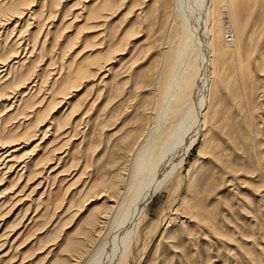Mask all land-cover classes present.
Masks as SVG:
<instances>
[{
  "label": "rangeland",
  "instance_id": "374dc122",
  "mask_svg": "<svg viewBox=\"0 0 264 264\" xmlns=\"http://www.w3.org/2000/svg\"><path fill=\"white\" fill-rule=\"evenodd\" d=\"M165 1L0 0V264H71L107 197L126 191L158 113L160 84H148L178 30L153 37ZM259 46L256 76L239 83L246 100L220 88L212 120L148 201L130 264H264Z\"/></svg>",
  "mask_w": 264,
  "mask_h": 264
},
{
  "label": "bare ground",
  "instance_id": "6f19581e",
  "mask_svg": "<svg viewBox=\"0 0 264 264\" xmlns=\"http://www.w3.org/2000/svg\"><path fill=\"white\" fill-rule=\"evenodd\" d=\"M162 7L164 30L157 28L152 32L153 37L160 34L164 39L171 23H177L178 30L174 26L175 38L164 41L170 43V49L164 50L170 52L166 70L161 73L158 70L156 80L148 84H160L158 113L152 117L153 125L151 122L145 125L144 137L133 152L130 180L124 186L126 191L118 190L116 195L107 197L109 203L94 223L97 234L91 244L86 242L74 254L71 264H83L86 260V264L131 263L147 203L183 164L200 132L219 109L214 95L221 87H228L233 99L242 105L246 97L239 83L256 76L249 62L254 59L259 44L264 47V0H166ZM195 10L200 15H195ZM227 31L233 33L230 39ZM118 39L114 35L107 46L115 45ZM103 68L105 65H100L99 70ZM261 69L264 70V65ZM119 76L115 74L111 81L115 82ZM176 116L177 122L171 123ZM109 227L112 231L107 235Z\"/></svg>",
  "mask_w": 264,
  "mask_h": 264
}]
</instances>
